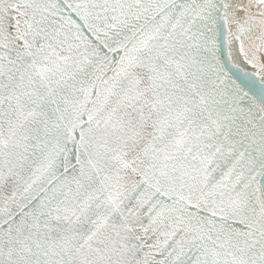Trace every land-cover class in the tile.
<instances>
[{
  "label": "snow or ice",
  "instance_id": "snow-or-ice-1",
  "mask_svg": "<svg viewBox=\"0 0 264 264\" xmlns=\"http://www.w3.org/2000/svg\"><path fill=\"white\" fill-rule=\"evenodd\" d=\"M0 264H264V0H0Z\"/></svg>",
  "mask_w": 264,
  "mask_h": 264
}]
</instances>
